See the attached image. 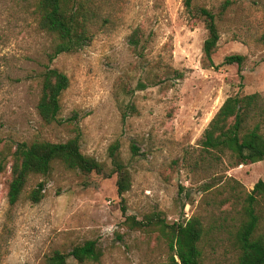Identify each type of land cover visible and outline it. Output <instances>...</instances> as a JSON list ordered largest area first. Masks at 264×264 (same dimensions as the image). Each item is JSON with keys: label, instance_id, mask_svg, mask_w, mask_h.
<instances>
[{"label": "rangeland", "instance_id": "rangeland-1", "mask_svg": "<svg viewBox=\"0 0 264 264\" xmlns=\"http://www.w3.org/2000/svg\"><path fill=\"white\" fill-rule=\"evenodd\" d=\"M224 1L194 0L187 10L184 0H76L89 17L90 40L53 55L57 39L40 26L37 0H0V264H45L54 251L89 239L102 249L100 261L69 257L68 264H172L173 223L194 215L204 223L201 264L236 263L240 204L228 200L229 181L249 192L264 179V160L231 165L229 154L218 160L199 141L227 97H264V0H230L218 16L214 68L204 61L208 31L196 7L218 13ZM231 53L245 56L243 79L237 64H222ZM47 68L69 78L55 123L37 111ZM77 135L106 174L55 161L49 174L31 175L10 204L17 144ZM116 142L131 180L122 197L117 174H108ZM41 181L44 194L34 203L28 194ZM132 219L143 226H131Z\"/></svg>", "mask_w": 264, "mask_h": 264}, {"label": "trees", "instance_id": "trees-1", "mask_svg": "<svg viewBox=\"0 0 264 264\" xmlns=\"http://www.w3.org/2000/svg\"><path fill=\"white\" fill-rule=\"evenodd\" d=\"M76 0H37L40 26L56 36L54 54L75 52L90 40L88 32L89 17L83 5H76ZM194 0H184L187 10L192 9ZM232 1L226 0L221 10L216 13L205 6L196 7L208 31L203 43L204 61L209 66L218 68L214 62L220 39L218 16L230 6ZM245 56L231 53L224 57L222 64H237L241 79L242 65ZM176 72L178 78L183 72ZM41 95L37 111L46 123L59 122L61 111L60 97L69 86V78L56 68H47L42 73ZM264 97L259 92L235 94L227 97L218 111L209 121L199 141L201 148L216 153L215 158L229 154L231 165L255 163L264 160ZM119 143L109 147V158L113 169L110 173L117 174V192L119 196L131 187L130 172L119 155ZM132 150L138 152L136 145ZM59 161L68 169H77L83 173L96 172L106 174L105 164L82 152L79 136L63 142L34 140L17 144L12 153L11 178L8 183V201L15 204L21 198L23 190L33 174L47 175L53 163ZM4 165L0 164V173ZM229 181V201L240 204L237 209L238 218H233V244L238 255L235 264H264V179L258 180L249 192L243 193L236 179ZM44 182H39L28 194L34 203L43 197ZM227 201V199H225ZM125 211V210H124ZM130 219V218H128ZM152 219V218H151ZM153 220L149 223H158ZM131 226L142 227L143 223L132 219ZM204 234V223L199 216H192L173 223L170 249L172 264H201L202 250L200 242ZM103 251L94 239H89L74 246L68 252L59 250L47 256L45 264H68L72 257L79 263L99 262Z\"/></svg>", "mask_w": 264, "mask_h": 264}]
</instances>
